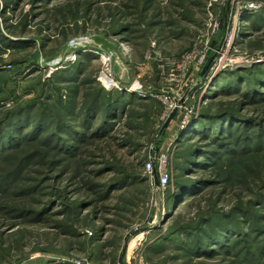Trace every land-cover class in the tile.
<instances>
[{"label":"trees","instance_id":"obj_1","mask_svg":"<svg viewBox=\"0 0 264 264\" xmlns=\"http://www.w3.org/2000/svg\"><path fill=\"white\" fill-rule=\"evenodd\" d=\"M16 1L3 0L1 14L14 12ZM37 1L31 0V3L41 7L42 2L49 0ZM224 12L228 24L229 10ZM246 15L242 18L249 20ZM33 19L35 15L26 16L23 23H19L20 34L24 35ZM5 30L15 39L0 32V53L8 50L15 53L36 46L32 39L15 36L10 31L14 30L13 26ZM132 31L128 25L119 26L114 34H131ZM40 46H44L43 43ZM34 57L12 60V64L18 68L30 64L33 73L38 66ZM90 57L85 55L87 60L92 59ZM86 70L79 58L67 68L53 72L42 84L32 86L30 92L35 97L31 101L13 99L7 107L0 98V215L41 223L57 214L65 220L59 229L69 232L71 221L77 224L83 212L89 210L86 217L90 215L94 225L108 212L105 203L115 197L116 192L134 182L150 181L144 171L145 160L138 162V171L132 168L134 170L127 172L118 165L114 151L136 147L128 130L142 131L144 137L150 135L143 125L151 120L154 106L159 105V114L163 110L154 97L158 92L138 98L125 91L106 90L96 80L86 77ZM23 72L19 70L18 77L23 76ZM6 73V67H0V79H6ZM199 91L197 89L195 97ZM201 99L197 115L174 139L171 178L162 193L166 216L171 223L155 243L146 247V259L150 261L167 252L166 261L170 264L179 260L185 264H264V225L261 222L264 188L243 203L235 202L228 211L220 207L230 186L238 181L245 184L249 180L246 173L251 172L248 175L252 178L257 175V170L249 166L236 175L229 163L264 156V118L240 111L247 105H264V67L219 73ZM144 108L148 110L136 114L138 109ZM166 130L160 143L166 137ZM119 133L123 134L122 138ZM92 147L94 154L90 153ZM105 149L111 155L107 159ZM155 149L159 153V146ZM44 158L43 162L38 161ZM95 158H102L101 163H94ZM39 163L45 171H35L36 177H28L26 174ZM199 173L200 176L195 177ZM106 177V181L100 182ZM49 181L63 182V185H45L50 188L46 191L44 184ZM151 185L156 187L154 182ZM70 186L78 198L76 205L70 204ZM36 194L47 198L38 199L35 204ZM26 202L29 206H25ZM194 208L196 211L192 212ZM103 221L108 222L105 218ZM103 230L101 226L95 231L96 241Z\"/></svg>","mask_w":264,"mask_h":264},{"label":"rangeland","instance_id":"obj_2","mask_svg":"<svg viewBox=\"0 0 264 264\" xmlns=\"http://www.w3.org/2000/svg\"><path fill=\"white\" fill-rule=\"evenodd\" d=\"M2 2L3 0H0V32L15 39L5 30V27L11 25L14 30L10 31H13L15 36L21 35V39L29 38L36 43L35 47L28 50H19L15 53L8 50L0 53V67H6L5 78H8L0 79V98L7 107L13 99H20L23 102L34 99V93L30 92L32 86L42 84L53 72L67 68L79 58L85 63L86 77L96 80L100 85L104 86L100 80L101 73L108 71L111 79L120 87L111 90L123 91L121 90L123 87L136 85L140 91L133 95L146 98L156 91L160 94L170 89L177 97L184 98L180 99L184 100L182 102L184 104L196 101L198 110L202 103L201 96L214 83L219 73L252 66L264 67V0H49L42 2L41 7L35 4L37 0L34 4L31 0H17L15 9L13 6L15 11L9 10L4 15L1 14ZM250 6L257 8L253 9ZM225 9L229 10L226 31H231L234 40L228 49L224 47L227 54L223 58V63L233 62L236 67H227L213 77L210 74H206L208 77L206 75L201 77L206 61L222 43V30L226 23ZM40 11L43 13L39 14ZM243 14H248L246 17L250 19H243ZM32 15H35V19L24 31V35L20 34L22 33L20 24L26 16ZM261 17L262 21H259ZM8 18L9 21H6ZM126 25L133 30L131 34L129 32L117 36L114 34L119 26ZM42 43L44 46H40ZM76 44L80 46L73 48ZM202 51L206 52L205 61L198 67L186 66L187 75L183 82H178L179 84L164 82L163 74L169 73L173 62L181 61L187 54L198 55ZM33 55L38 63L36 72L31 73L28 63L19 68L12 64V60H21ZM80 55L81 57H78ZM85 55H91L92 59L87 60ZM102 56L109 57V61L104 64L101 61ZM258 59L259 62H255ZM21 69L24 70L23 76L18 77L17 72ZM198 80L201 84L195 87ZM197 89L200 91L195 97ZM237 105L235 103L233 107L236 108ZM158 107L159 105L152 108L154 112H150L151 120L142 124L144 131H150V135L144 137L142 131L128 130L136 147L114 151L118 165L127 172L134 170L132 168L138 171L137 164L140 160L146 162L150 156L158 154L155 149L157 146L158 152L171 156L168 162L169 171L172 168L174 139L188 122L183 125L182 116L178 113L170 121L164 141L157 145L156 136L169 117L164 116L163 105L161 114L158 113L160 111ZM216 107L217 105L214 109ZM144 109H138L136 114L141 115L143 111L148 110ZM240 111L264 118L263 104L247 105L245 108L241 107ZM133 125L137 126V122ZM119 136L122 138L123 134ZM91 149L90 153H93V147ZM105 150V153H108L105 156L107 159L111 155L108 149ZM43 160L45 158L38 161ZM101 160L102 158H95L94 163H101ZM229 165L230 168H234L236 175L241 174L248 166L255 168L257 175L252 178L248 175L251 172L246 173L245 176H249V180L245 184L238 181L237 184L230 186L227 195L222 199L223 204L220 205L225 211H228L235 202L243 203L242 201L264 188V156L234 160ZM140 170L143 174V169ZM35 171L44 172L45 168L40 163L35 164L26 175L36 177ZM199 176L200 173L195 177ZM237 178L235 177L236 180ZM103 180L106 181L107 177L100 182ZM151 184L152 182L148 181L127 185L122 191L116 192L115 197L106 201L108 212L103 213L99 221L92 225L90 215L89 218L86 217L88 210L83 212L84 215H80L77 224L71 221L69 232L67 229V232L59 229V225L65 220L57 214L41 223L0 215V264H121L124 250V264H135L128 249L132 234L148 227L150 234L145 243L147 247L155 243L171 223L166 216L163 196L158 195ZM45 185L62 187L63 182L59 184L57 181H49L44 184L46 191H50ZM68 192L72 201L70 204L76 205L78 198L76 193H73V187L70 186ZM33 198L36 199L34 200L36 204L38 199L44 200L47 197L36 194ZM28 204L26 202L25 206H29ZM195 211L194 208L192 212ZM104 218L108 222L105 223ZM261 222L264 225V216ZM101 226L104 230L96 241L98 236L96 235L95 240V231ZM166 253L152 257L149 261L144 250L145 263L170 264L166 261L168 257ZM174 264L185 263L179 260Z\"/></svg>","mask_w":264,"mask_h":264},{"label":"built area","instance_id":"obj_3","mask_svg":"<svg viewBox=\"0 0 264 264\" xmlns=\"http://www.w3.org/2000/svg\"><path fill=\"white\" fill-rule=\"evenodd\" d=\"M253 9H256L257 7L255 6H250ZM215 30L212 31L214 33ZM234 38L231 33V31H226L225 37L222 40L221 46L218 50H216V58L214 60V64L210 66L208 70L207 75H211L213 77L215 74L220 72L221 70H224L227 67L230 68H235L236 66L233 65V62L230 64H224L223 63V58L225 54H227V50L233 42ZM226 49H225V48ZM74 58V57H73ZM181 61H176L173 62L174 65L171 70H169L168 74H163V80L164 82L168 83H176L179 84L178 82H183L184 78L187 75V68H185L188 65L198 67L203 64L206 58V52L199 53L198 55L191 53L187 54ZM219 58V59H218ZM260 59H258L255 62H259ZM104 64L109 61V57H103L101 60ZM108 70V69H106ZM181 72V74H180ZM180 74V75H179ZM206 75V76H207ZM101 79L102 83L104 84L101 85L104 89L106 90H111L112 88L119 89L120 87L117 86V83L114 82V80L111 79L110 73L107 72H102L101 73ZM208 77V76H207ZM201 84V81H196L195 87L199 86ZM121 90L127 92V93H138L140 91L139 88L134 86L130 87H123ZM154 97L164 106L165 108V117H168L174 110L179 113V115L182 116L183 120V125L189 122V120L195 116L198 112L197 108V103H192V104H184L182 103L183 101H180L183 97H177L176 93H172L171 90L169 89L166 92H161L160 94L154 95ZM184 99V98H183ZM199 106V103H198ZM171 156L168 155V153H163L159 152L158 154H155L153 156H150L149 159L145 162L144 164V169L145 172L148 174L150 181L153 183L154 181V174L157 175L158 179V185L154 187V190L158 193V195H162V193L165 191L166 187L168 186L170 182V172L168 169V162L170 161ZM150 234V230H146L134 238L130 239L129 244H128V249L131 252V257L134 260L135 264H147L145 263L144 260V250L146 248V239Z\"/></svg>","mask_w":264,"mask_h":264},{"label":"water","instance_id":"obj_4","mask_svg":"<svg viewBox=\"0 0 264 264\" xmlns=\"http://www.w3.org/2000/svg\"><path fill=\"white\" fill-rule=\"evenodd\" d=\"M225 32H226V23H225L224 26H223L221 42H222V40H223V37H224ZM220 46H221V43L219 44L217 50L220 48ZM215 56H216V52H213V53L210 55V57L208 58V60L206 61L205 65H204V67H203V69H202V72H201V74H200L201 77H204V76L207 74V72H208V70H209V68H210V66H211V64H212V62H213ZM175 113H176V110H174V111L169 115V117L167 118V120H166V121L164 122V124L162 125V127H161V129H160V132H159V134H158V136H157V138H156V141H155V143H156L157 145L160 144V142H161V138H162V136H163V133H164L165 130L167 129V127H168L170 121L172 120V118L174 117ZM154 183H155V185H158V179H157L156 174H154ZM148 229H149L148 227H145V228H142V229H139V230L135 231V232L132 234L131 238H134V237L137 236L138 234H140V233H142V232H144V231H146V230H148ZM125 247H126V246H125ZM126 248H127V247H126ZM126 248H125V249H126ZM124 257H125V250H124L123 255H122V261L124 260ZM66 264H72V263H66ZM122 264H124V262H122Z\"/></svg>","mask_w":264,"mask_h":264},{"label":"bare ground","instance_id":"obj_5","mask_svg":"<svg viewBox=\"0 0 264 264\" xmlns=\"http://www.w3.org/2000/svg\"><path fill=\"white\" fill-rule=\"evenodd\" d=\"M79 46H80L79 44H78V45L76 44V45L73 46V48H77V47H79ZM225 57H226V54H225L224 58H225ZM207 74H208V72H207Z\"/></svg>","mask_w":264,"mask_h":264}]
</instances>
